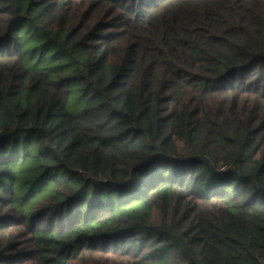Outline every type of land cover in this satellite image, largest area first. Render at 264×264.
<instances>
[{"label": "trees", "instance_id": "1", "mask_svg": "<svg viewBox=\"0 0 264 264\" xmlns=\"http://www.w3.org/2000/svg\"><path fill=\"white\" fill-rule=\"evenodd\" d=\"M0 264H264V0H0Z\"/></svg>", "mask_w": 264, "mask_h": 264}]
</instances>
